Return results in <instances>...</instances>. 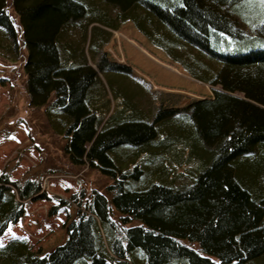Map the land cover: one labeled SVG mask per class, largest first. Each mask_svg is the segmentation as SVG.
<instances>
[{
  "label": "trees",
  "instance_id": "obj_1",
  "mask_svg": "<svg viewBox=\"0 0 264 264\" xmlns=\"http://www.w3.org/2000/svg\"><path fill=\"white\" fill-rule=\"evenodd\" d=\"M89 1L0 0V55L16 60L20 36L30 106L43 108L69 164H87L110 180L89 194L81 188L70 200L57 198L78 207L62 244L39 256L12 239L0 246V264H264V110L228 97L232 106H219L221 120L204 127L194 121L196 109L190 115L160 107L145 116L129 90L111 82L114 76L132 79L131 68L102 54L97 68L115 100L110 111L82 47L88 24L117 29L131 21L191 77L203 83L225 78L226 87L242 86L253 98L239 72L264 68V5L100 0L116 7L109 18ZM92 29L94 58L109 34ZM244 105L249 114L239 108ZM148 160H156L154 169ZM11 169L0 174V235L22 215L23 200L45 197L39 169L15 181ZM178 169L190 184L175 187Z\"/></svg>",
  "mask_w": 264,
  "mask_h": 264
},
{
  "label": "rangeland",
  "instance_id": "obj_2",
  "mask_svg": "<svg viewBox=\"0 0 264 264\" xmlns=\"http://www.w3.org/2000/svg\"><path fill=\"white\" fill-rule=\"evenodd\" d=\"M89 5L99 7V10L103 7L100 0H90ZM103 10L109 18H113L117 13L113 5L103 7ZM73 25L78 27L79 22ZM241 25L246 34L255 33L253 29L247 28L245 23ZM92 26L99 28L103 37H108L109 34L106 43L99 42L94 58L91 57L89 47L93 37ZM82 40L86 62L98 72L109 97L110 111L115 107V100L106 76L97 68V61L102 54L109 61L131 68L132 79L114 76L111 82L117 84V89L121 87L129 90L132 101L138 102V107L144 111L145 116H152L160 107L174 108L177 113L190 115L192 110L196 109L194 121L198 120L199 127H204L210 122L221 120L218 119L219 106L231 107L232 101L229 98L242 100L264 110L263 67L249 66L239 72L241 79H245V86L253 91L254 97L251 98L242 86L226 87L223 84L225 78L203 83L191 77L163 50L152 45L131 21L119 23L117 29L90 23ZM18 45L19 57H16V60L12 61L0 55V174L7 166L12 167L9 170V178L15 181L25 177V174L33 176L35 169H39L42 172L40 182L45 197L23 200L22 215L17 220L9 222L0 235V246L12 239H19L24 241L31 251L43 256L65 241V227L76 216L78 210L74 202L60 205L57 198L70 200L81 188L89 194L93 188H101L110 180L98 169L87 164L80 167L69 164L61 148L62 138L51 132L43 108H34L29 104L23 70L26 48L20 36ZM231 71L232 69L225 72L229 75ZM244 106L239 108H243L244 113L249 114L250 108ZM89 145L90 143L85 144V148L88 149ZM204 146L211 147L206 143ZM155 161L148 160L153 169V165L157 163ZM177 172L179 174L173 180L175 187L190 184L188 175L181 173L180 169ZM248 179H251L250 175ZM11 190L15 192L13 187Z\"/></svg>",
  "mask_w": 264,
  "mask_h": 264
},
{
  "label": "snow or ice",
  "instance_id": "obj_3",
  "mask_svg": "<svg viewBox=\"0 0 264 264\" xmlns=\"http://www.w3.org/2000/svg\"><path fill=\"white\" fill-rule=\"evenodd\" d=\"M260 3L262 4V5H264V0H260ZM9 231L11 232V229H9ZM13 235H15V233H12Z\"/></svg>",
  "mask_w": 264,
  "mask_h": 264
}]
</instances>
